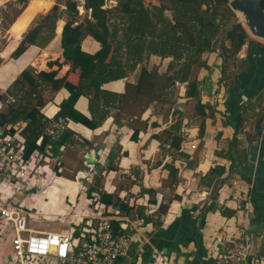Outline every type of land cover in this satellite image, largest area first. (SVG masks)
I'll use <instances>...</instances> for the list:
<instances>
[{"label":"crops","instance_id":"1","mask_svg":"<svg viewBox=\"0 0 264 264\" xmlns=\"http://www.w3.org/2000/svg\"><path fill=\"white\" fill-rule=\"evenodd\" d=\"M113 7L114 5L110 8ZM62 22L64 24V21ZM9 28L7 27L10 38L0 51V57L4 59L0 63V94H5V97H7L2 102L4 105L9 103H6V100L11 96L7 90H9L14 80L19 77L22 70L30 69L28 66H34L28 63L17 72L19 60L29 50L31 51L29 58H36L41 55L50 42L42 48L33 44L27 45L21 55L16 58L11 57L22 36L29 29L28 27L16 40V44L10 54L2 57L1 55L5 48L15 40ZM80 45L81 49L89 54H95L100 49L99 43L89 35H85ZM122 53L123 51L120 52V54ZM145 53H143L142 61L137 63L134 69H125V77L110 80L100 85V89L109 93V95L105 96V101L100 97L98 99L95 97L92 110L89 107L88 96L80 95L77 97L74 109L86 118L98 120L103 113L106 114L102 123L94 129H89L83 124L70 119L53 120L54 115L59 111L60 102L66 99L70 93L64 87L51 91L48 86H43L44 105L39 111L51 121L46 128L47 134L51 136L52 140L60 137L65 130H70L72 134L68 143L58 146L54 154L50 149L51 147H47L43 154L40 153L42 157L40 162L42 161L41 164L45 163L42 165L45 170L41 173L46 172V170L47 172L55 171L54 167L52 169L48 165L50 161L49 155L61 158L64 150L73 139L88 145L83 154V161L96 167V170H94L95 174L100 171L103 172L104 170L102 171V168H99L97 163L99 162L100 153H103V149L107 148L106 156H108V159L106 163H109L107 170L111 172V177L105 181L103 189L104 192L111 193L114 198L116 197L115 194L121 197L118 201L119 203L122 202L127 209L122 211L120 209V217L127 220L132 236L127 257L123 260L124 264H219L215 255L221 244H231L236 239V231L239 228L243 227L247 230L246 225H249L250 219L254 215L251 204L252 197L254 196V199H258L257 206L262 204L263 201L260 198L263 194L262 192H264L263 187H258L257 191L252 196H249L252 185L257 183V179L255 181L256 176L249 175L246 180L239 164H236L234 169L229 171L230 162L227 159V155H229L228 152L230 150L232 155L235 156L233 150H235L236 145V149L241 153L256 145L254 153L249 150L255 157L252 160L251 153H249L247 154V160L248 162L252 160L251 163H253L254 169L257 170L260 167L258 179L264 178V144L261 142V133H259L261 131L258 130L261 114L258 111H260L261 107L264 108V102L259 105L258 102L252 99L249 104L246 103V108L242 112L245 117L243 127L239 129L238 133H234L235 126L228 125L229 118H227V115L225 116L226 90L223 82H218L221 77V59L216 52L208 53L203 58L206 59L209 67L208 69L201 68L202 70L199 71L196 77L202 83L199 88L200 98L201 102L206 105L204 110L207 116L205 118L201 116L200 122L194 121L191 124L180 118H176L171 122H161L158 120L160 116L158 103H161L162 95L160 98H156L155 101L148 103L147 100H144L145 97H137V99L134 97L133 87L137 82L142 67L149 71L156 70L157 74L162 76L160 74L161 71L167 70L168 64L172 59L171 57H161L154 54L146 56ZM246 53L247 45L244 57H241V54L237 55V64L246 57ZM108 59H104V62H108ZM54 60L62 63L59 69L55 65L51 68L48 66V62ZM167 60L168 62L165 64ZM63 62L64 58L62 57L61 49L57 58H45L44 68L34 66L38 70L33 68V74L39 71L49 72L57 70V78L65 76L69 82L77 84L79 77L81 75L87 76V72H89L87 70L89 68L85 65H80L75 70H71V63ZM235 71H237V68ZM235 71L229 69L227 73H234ZM174 85L179 87L183 95L185 94V84L175 81ZM172 87L174 86L169 87V89ZM47 93L50 96L45 99ZM90 95L93 97L92 93ZM213 97L215 98V103L210 100ZM140 98L144 100V103L139 102ZM249 110L253 111V113H258L253 133L248 132L245 126L248 118L246 115ZM175 122H180L177 131L171 127ZM201 127L202 134L199 135ZM134 130L137 131V139L132 138ZM51 131L53 132L52 135L50 134ZM173 136L182 138L179 150L172 144ZM248 138L250 142L247 140ZM234 139L236 141L233 142ZM241 140H243V143ZM199 143L205 156L201 160L195 161L191 152L197 149ZM40 162L36 164L34 169L41 166ZM57 163L61 164V160H58ZM164 164H172L177 169L176 183L171 182L169 172L164 168ZM241 165L243 166V164ZM215 166L224 167V173L220 177L208 174V171ZM118 173L124 175L123 177L128 182L127 186L119 183ZM197 177L200 179L201 186L206 189L204 193H209L213 190L215 196H210L207 199H193L192 196L187 197L186 195L183 197L182 192L184 189H186L187 185L192 186ZM58 178L60 177H55V179ZM229 180L230 182L232 181V186L227 184ZM167 181L170 182L169 187L173 189L174 194L170 198L165 199L160 188L166 186ZM32 182H34L33 179ZM69 182L74 181L70 180ZM257 185L260 186L261 184L258 182ZM135 188L143 190L146 196L145 204H147L144 208L137 205L136 207L139 206L137 214L132 213L134 210V199L130 198L128 200L125 198L128 193L132 194ZM146 189H148V195L151 198L147 197L148 195L146 194L148 192ZM76 197L77 194H74L72 200ZM70 198L69 196L68 199ZM68 199L67 201H69ZM211 201H215L213 205H216V208L214 211L205 210ZM241 202L244 205L246 204L247 208L242 205L241 208L237 209L240 207ZM135 203L141 205L139 202ZM82 210L80 208V211L74 214L69 213L72 209L67 211L63 209V212L49 218L54 220V222L60 220L61 224L63 223V218L74 222L68 228L57 227L49 230L47 227L46 229H36L66 233L71 227H75V222L76 224L81 222L80 218L82 216H87L88 212L85 214ZM88 210L91 212L90 207H88Z\"/></svg>","mask_w":264,"mask_h":264},{"label":"trees","instance_id":"2","mask_svg":"<svg viewBox=\"0 0 264 264\" xmlns=\"http://www.w3.org/2000/svg\"><path fill=\"white\" fill-rule=\"evenodd\" d=\"M28 1L14 0L21 9L27 5ZM55 1H62L64 8H60L56 2L45 14L39 15L22 36L11 57L16 58L21 55L27 45L45 46L51 41L53 35L55 36L54 29L57 21L62 20L64 24L58 45L60 52L62 49L64 62L71 63V70L85 65L89 68L87 69L89 72H87L88 77L81 75L77 84L69 82L65 76L57 78V70L39 71L33 74L32 70L24 69L14 80L8 93L13 101L0 110V125L23 124L20 134L23 138L24 160L29 159L34 151L43 154L47 147H51L54 154L58 146L68 143L72 134L70 130H65L56 140H52L47 134L46 128L51 121L39 111L44 105L43 86H48L51 91L64 87L70 93L60 102L59 111L54 115L53 120L70 119L89 129H94L102 123L106 114L103 113L98 120L86 118L74 109L77 97L88 96L89 107L92 110L95 97L105 101V96L109 95L100 89V85L125 77V69H134L136 64L142 61L144 52L146 56L154 54L171 57L172 60L163 76L157 74L156 70L149 71L144 67L140 69L137 82L133 87V95L136 99L142 96L148 103L155 101L163 95L162 90L169 89L174 86L175 81H178L180 84H185L186 97L195 99L198 114L205 118L206 105L201 102L199 89L202 83L193 77V74L195 69H208L209 66L203 56L216 52L221 59V77L218 82H223L226 90L225 116L229 118L228 125L235 126L234 133H238L243 127L245 117L242 112L246 108V103L249 104L252 99L255 102L258 99L259 105L264 102V45L248 39L243 26L236 20L232 21L233 18L235 19V13L228 5L230 0H155L156 4H150L149 0L146 4L143 0H116L113 8L104 7L106 0H84L82 6H78L77 2L72 0ZM77 7L82 11L84 9L88 16L79 20ZM261 7L264 9V0L261 1ZM19 12L15 13V17ZM167 12L169 16L165 14ZM225 28L228 44L217 41L220 32ZM85 35L91 36L99 43L100 49L95 54H89L81 49L80 44ZM246 44V57L237 64V55ZM121 51H123L122 54H120ZM30 52V50L26 52L19 60L17 72L35 59L29 58ZM106 58H109V61L105 63ZM229 62L237 68L234 73H227L230 69ZM54 65L59 69L62 63L58 60L48 62L50 68ZM11 90L15 91V94ZM4 101L5 97L0 94V103ZM260 111L259 131L264 123V108L261 107ZM261 121H263L262 124H260ZM179 126L180 122H175L171 127L177 131ZM263 131L262 129L259 133H261V142L264 144ZM201 134L202 127L199 129V135ZM39 138L40 144L37 145L36 141ZM132 138L137 139L136 130ZM181 140L179 136L172 138V144L177 150ZM247 140L250 142L249 138ZM236 148L237 145L233 150L235 156L230 150L227 155L230 162L229 171L239 164L246 180L249 175L256 176L255 181L257 179V183L261 185L258 186L257 183L252 185L249 191V196H252L258 187L264 188V178L258 179L260 167L256 170L251 163L255 155L249 150L254 153L256 145L249 147V150L246 149L243 153ZM249 153L252 160L248 162L247 154ZM184 155L187 157L186 154ZM164 168L168 170L171 182L176 183L177 169L172 164H164ZM223 173V166H215L208 171L209 175L216 177H220ZM93 191L97 194V202L114 207L119 206L121 211L127 209L122 202L119 203L118 200L115 202L111 193L96 191L93 187L88 188V198H92ZM262 193L260 198L263 201L259 206L256 205L258 199L255 198V200L254 196L252 199L250 197L254 213L248 229L251 255L257 254L254 244L256 235L264 238V192ZM208 209L212 210L210 206L205 208V210ZM112 226L116 231L118 222L113 221Z\"/></svg>","mask_w":264,"mask_h":264},{"label":"built area","instance_id":"3","mask_svg":"<svg viewBox=\"0 0 264 264\" xmlns=\"http://www.w3.org/2000/svg\"><path fill=\"white\" fill-rule=\"evenodd\" d=\"M115 3L116 0H106L104 7L110 8ZM10 101L13 98H8L6 103ZM3 105L0 103V110L5 108ZM20 124L0 125V187L8 186L10 194L2 200L0 188V264H124L132 238L127 220L120 217L119 206L101 204L94 194L89 198L95 204L93 210L66 233L32 226L33 222L43 221L44 216L32 203L23 200L39 187L36 174L45 167L34 169L42 158L38 151L29 159H23L20 134L23 124ZM40 140L36 141L37 145ZM113 221L118 222L116 231ZM248 241L245 228H239L231 244H221L216 261L219 264H264L263 257L250 254Z\"/></svg>","mask_w":264,"mask_h":264},{"label":"rangeland","instance_id":"4","mask_svg":"<svg viewBox=\"0 0 264 264\" xmlns=\"http://www.w3.org/2000/svg\"><path fill=\"white\" fill-rule=\"evenodd\" d=\"M77 2L78 6H82L84 0H72ZM145 2V4L147 3V0H143ZM57 1L53 0V3L51 4V6L40 13H34L31 14L29 16H26L24 23L22 24V26H20L19 28H17L16 30L11 28L10 24L12 19H16L17 16L15 17V13L17 11H20L19 14L21 13L22 8L19 4H17L16 2H14V0H0V51L3 49V47L6 45V43L8 42L9 38H10V34L8 32L7 27H10L9 30L11 32V35L13 36V38L15 39L13 42H11L6 48L5 50L2 52V57H6L7 55L10 54V52L12 50H10V48H14L15 44H16V40L19 39V36L28 29V27L30 28L34 22L38 19L39 15H43V13L45 14ZM60 6V8H64V4L62 1H58L57 2ZM150 4H156L155 0H149ZM116 4V3H115ZM81 10V9H80ZM77 7V11H78V17L79 20L83 19L85 16H88V14L86 15L85 11H80ZM235 13V19L233 18L232 21L236 20L237 22H239L243 28L246 30L247 34H248V39H253L261 44L264 45V39L258 38L254 35H252V33L249 30V27L247 25V23L245 22V20L243 19V16L241 13L237 12V11H233ZM42 13V14H41ZM18 14V15H19ZM167 16H169V13H165ZM13 20V21H14ZM31 23V24H30ZM58 27V21H57V25L55 28V36L54 38L50 41V43L46 46V48L43 51H47L48 53H52V54H58V52L60 53V49H59V36L61 34V31L59 34L56 33ZM62 30V29H61ZM226 28L223 29L219 36L217 41H221L224 42L225 44H228V41L225 38L226 35ZM247 45V44H246ZM246 45H244L240 52L238 54H241V57H244L245 52H246ZM37 46V45H36ZM39 47V46H38ZM12 48V49H13ZM42 48V47H41ZM47 57H51L54 58V56H47ZM58 57V56H57ZM37 57L31 62V65L40 67L39 63H36ZM3 58L0 57V63L3 62ZM169 60V59H168ZM168 60L165 62V64L168 62ZM6 62V61H5ZM34 66H28L31 70H33V68L35 70H38V68L34 67ZM155 66V65H153ZM41 68V67H40ZM229 68L230 70L235 71L236 68L235 66L232 65L231 62H229ZM153 69V68H152ZM164 69V68H163ZM161 69V70H163ZM202 69H198V70H194V74L193 77H197V74L199 73V71ZM165 73L167 72V70L164 71ZM163 71H161V75L163 76V74H165ZM11 89V86L9 87V90ZM9 90H7V92L9 93ZM12 91V90H11ZM15 94V91H12ZM11 94V92H10ZM182 94V95H181ZM3 96L5 97V94H3ZM50 94L47 93L45 95V99L49 98ZM7 98V97H5ZM142 98V96H141ZM140 98L139 102H143L144 100L146 101V98L144 100H142ZM206 100V98H205ZM213 103H215V98H211L210 99ZM137 101V100H136ZM137 102V103H139ZM258 102V99H257ZM135 105V104H133ZM158 111L160 113V116L158 117V120L161 122H171L172 120L176 119V118H180L183 121L188 122L189 124L193 123L194 121L200 122L202 117L198 115L197 110H196V101L195 99H191V98H187L186 94L183 95V93L181 92V90L179 89V87H177L176 85H174V87H172L171 89H167L165 91H163V95H162V101L161 103H158ZM155 111V110H154ZM261 111H258V113ZM249 113V114H248ZM257 112H254L249 110L247 111V115L248 118L245 122V126H246V130L248 132L253 133L254 132V124L256 122V118L258 117ZM263 121H261L260 124H262ZM262 129L264 130V123L262 126ZM262 129L260 130L262 132ZM264 132V131H263ZM74 138V137H73ZM243 143V140H241ZM109 145V144H108ZM88 145H86L85 143H81L80 141H75V139L72 140V142L69 144V146L64 150L63 155L61 156V158L55 157V155H49V159L50 161L48 162L49 167H56V171H52V172H44L41 174H36V180H38V188L35 187L33 189V195H29L28 197H26L23 202L24 203H32L37 212L41 215L44 216L43 219H41V216L39 215L40 219L43 220L42 223H38V222H33L32 226L34 228H47L49 230L51 229H56L57 227H66L68 228L69 226H72V224L74 222H72L71 220H68L66 218L62 219V224L61 221H57L54 222V220L49 219L52 218L53 216H55V214H59L61 212H63V209H65L66 211L69 209H72V211H69V213H74L76 214L77 211H80V208L83 209L82 212L83 213H90L88 210V207L91 208V210H93L94 208V202L90 201L88 198V188L93 187L94 190L98 191H102L104 192V183L107 179H109L111 177V172H109V170H107V166L109 163H106L108 156H106V152L108 151L107 148L103 149V153H100L99 155V159H98V163L99 164V168H102L103 172H98L97 174H95L94 170H96V167H94L93 164L84 162V151L87 149ZM172 154V153H171ZM83 155V156H82ZM191 155L193 156L195 161L201 160L205 154L203 153L202 150V146L200 145V143L198 144V147L195 151L191 152ZM171 158V157H170ZM61 160V164H58L57 161ZM42 163V161L40 162V164ZM45 163L41 164L44 165ZM53 169V168H52ZM119 176V183L121 185H128V182L126 180V178H124L123 174L118 173L117 177ZM55 177H60L58 179H55ZM116 177V178H117ZM70 180H73L74 182H69ZM181 180V179H180ZM170 182L167 181L166 186L161 187V193L163 195V197L165 199L170 198L174 192L173 189L170 188ZM227 184L232 186V181L230 182L227 181ZM51 187V188H50ZM3 191L2 193V200H6L7 197L10 195L9 191H8V186L6 185H2L0 187ZM205 188L201 186L200 184V179L199 177H197V179L194 181V184L192 186L187 185L186 189H184V191L182 192L183 197L186 195L187 197L192 196L193 199H200V198H205L207 199L210 196H215L214 195V191H210L209 193H204L205 192ZM146 191L148 192V189H146ZM187 192V193H186ZM208 192V191H207ZM74 194H77V197L74 198V200H72V196H74ZM92 194H94L95 197H97V194L95 193V191L92 192ZM149 192L146 194L148 195ZM116 197L114 198L115 202L116 200H120L121 197H119L118 194H115ZM157 195V194H155ZM67 196V198H66ZM71 197L70 199H68V197ZM158 196V195H157ZM145 195L143 193V190L140 188H135V190L133 191V193H128V195L125 197L128 200L130 198H133L131 200H133L134 203V210H133V214H137L138 210H139V206H141L142 208L146 207L147 204L146 200H145ZM147 197L151 198L150 195H148ZM79 198V199H77ZM67 199L69 201H67ZM217 200V199H216ZM91 202V203H90ZM135 202H139L140 204H136ZM23 203V204H24ZM66 203V204H65ZM213 203H215V201H211L209 203V206L212 208V211H214V208H216V205H213ZM87 204H89L87 206ZM137 205H139L138 207H136ZM244 205V203L241 202L240 207H238L237 209L241 208V206ZM114 208V206H112ZM245 209V208H244ZM243 209V210H244ZM68 215V213H67ZM71 215V214H69ZM135 218V217H134ZM78 220V219H77ZM242 226V224H240ZM239 225V226H240ZM247 226V234H248V229H249V225ZM245 227V226H244ZM260 233H262L260 231ZM249 237V234L247 235ZM250 238V237H249ZM249 243V249H250V241H248ZM256 244V255H259L261 257L264 258V238L261 237V235H256L255 237V243Z\"/></svg>","mask_w":264,"mask_h":264},{"label":"water","instance_id":"5","mask_svg":"<svg viewBox=\"0 0 264 264\" xmlns=\"http://www.w3.org/2000/svg\"><path fill=\"white\" fill-rule=\"evenodd\" d=\"M262 0H230L228 5L232 11L242 14L252 35L264 39V9Z\"/></svg>","mask_w":264,"mask_h":264},{"label":"bare ground","instance_id":"6","mask_svg":"<svg viewBox=\"0 0 264 264\" xmlns=\"http://www.w3.org/2000/svg\"><path fill=\"white\" fill-rule=\"evenodd\" d=\"M53 3V0H29L27 5L22 9L21 13L17 16V18L14 20V22L11 25V28L17 29L24 23V20L26 16H29L34 13H40L45 10H47L51 4ZM82 12V10H80ZM42 14V13H41ZM44 14V13H43ZM63 26L62 20H58V27L56 30V33L59 34ZM13 48V46H12ZM10 48V50H12ZM54 56V58H57L58 54H52L48 53L47 51H42L41 55L37 56V59L35 60L36 63H39L41 68H44L45 58L47 56Z\"/></svg>","mask_w":264,"mask_h":264}]
</instances>
